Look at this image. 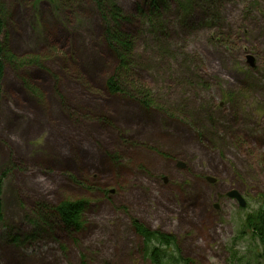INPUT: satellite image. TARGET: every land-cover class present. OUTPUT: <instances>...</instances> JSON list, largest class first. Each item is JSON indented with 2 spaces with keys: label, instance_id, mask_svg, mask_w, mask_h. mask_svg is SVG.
Returning <instances> with one entry per match:
<instances>
[{
  "label": "rangeland",
  "instance_id": "rangeland-1",
  "mask_svg": "<svg viewBox=\"0 0 264 264\" xmlns=\"http://www.w3.org/2000/svg\"><path fill=\"white\" fill-rule=\"evenodd\" d=\"M0 9L31 62L0 81V264H152L135 225L171 235L181 264H264L236 240L264 209V0ZM80 200L79 230L49 212Z\"/></svg>",
  "mask_w": 264,
  "mask_h": 264
},
{
  "label": "trees",
  "instance_id": "trees-1",
  "mask_svg": "<svg viewBox=\"0 0 264 264\" xmlns=\"http://www.w3.org/2000/svg\"><path fill=\"white\" fill-rule=\"evenodd\" d=\"M96 4L98 5V7H100L101 14H104L105 11L103 10L102 6H100L99 3L97 2ZM103 19H107V17L104 16ZM3 31H4V21L0 9V41L2 42V44H0V81L2 77V72L7 63H11L16 66L31 64L30 61L18 60L16 57L11 55L6 50V46H5L6 44L3 42L2 39ZM3 43L5 49L3 47ZM112 81L107 82V89L113 94L121 93V90L119 89L118 85H116V83ZM0 96H1V91H0ZM2 181L3 178L1 176L0 199L2 194V184H3ZM85 208H86V203L80 200L75 202L59 203L57 206L50 208L49 212L56 215L59 218V220L62 222V224H64L65 226L72 227L75 230H79L81 226L80 224L81 215L85 210ZM40 211L48 212L46 211L45 207L42 208ZM35 217L36 219H40V213L37 212ZM2 222H3V214H2V207L0 202V225L2 224ZM243 227H244V231H242L237 235L236 240L242 239L247 231L250 234L251 238L255 240V242H257L258 247H260L259 248L260 252L258 253V257L262 259L264 262V209L260 208L259 210H257L256 213L248 215L244 220ZM134 228L137 234H139V236L143 238L149 260L151 261L152 264H166L167 261L168 262L170 261L173 264H179L177 257L176 259L175 258L171 259L169 258V255H167L166 252V249H171V248L175 249L174 239L172 237L160 233L149 232L148 230H145L141 226L135 225Z\"/></svg>",
  "mask_w": 264,
  "mask_h": 264
},
{
  "label": "water",
  "instance_id": "water-1",
  "mask_svg": "<svg viewBox=\"0 0 264 264\" xmlns=\"http://www.w3.org/2000/svg\"><path fill=\"white\" fill-rule=\"evenodd\" d=\"M228 196H229L230 198H235V199H237L238 202H239V205H240L241 207L244 205V204H243V201L241 200V198L238 196V194H237L236 192H231V193L228 194Z\"/></svg>",
  "mask_w": 264,
  "mask_h": 264
}]
</instances>
